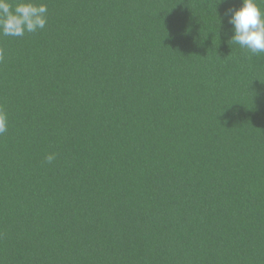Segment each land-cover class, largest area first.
Instances as JSON below:
<instances>
[{"label": "trees", "instance_id": "1", "mask_svg": "<svg viewBox=\"0 0 264 264\" xmlns=\"http://www.w3.org/2000/svg\"><path fill=\"white\" fill-rule=\"evenodd\" d=\"M35 2L43 29L0 35V264H264L241 0Z\"/></svg>", "mask_w": 264, "mask_h": 264}, {"label": "clouds", "instance_id": "2", "mask_svg": "<svg viewBox=\"0 0 264 264\" xmlns=\"http://www.w3.org/2000/svg\"><path fill=\"white\" fill-rule=\"evenodd\" d=\"M227 0H218V4ZM48 8L35 0H0V35L24 36L43 29L47 23ZM230 25L228 42L246 49L251 55L264 53V0H241L239 8L225 10L224 17ZM228 34V33H226ZM8 131L7 114L0 110V136ZM46 162L51 163L55 154H48Z\"/></svg>", "mask_w": 264, "mask_h": 264}]
</instances>
